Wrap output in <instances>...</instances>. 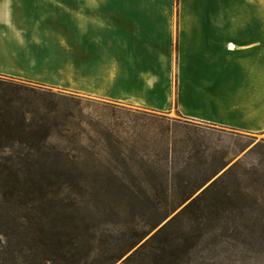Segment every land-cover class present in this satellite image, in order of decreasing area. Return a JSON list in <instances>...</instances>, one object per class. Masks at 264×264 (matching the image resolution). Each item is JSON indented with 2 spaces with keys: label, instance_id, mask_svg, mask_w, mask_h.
Segmentation results:
<instances>
[{
  "label": "rangeland",
  "instance_id": "374dc122",
  "mask_svg": "<svg viewBox=\"0 0 264 264\" xmlns=\"http://www.w3.org/2000/svg\"><path fill=\"white\" fill-rule=\"evenodd\" d=\"M225 2L233 9L232 1ZM78 4L18 2L16 29L2 25L0 34V77L79 102L69 104L71 130L51 139L71 172L59 176L57 188L49 186L61 204L85 218L88 233L74 244L73 264H264V133H238L188 118L176 79L168 97H122V85L140 89L144 82L132 70V81L123 84L120 65L112 67L122 57L133 61L120 29L105 41L103 30L100 36L93 33L98 40L90 43L88 33L78 37ZM89 4L82 3V9ZM108 4L110 12L138 18L136 64L152 62L158 42H169L171 3ZM172 10L179 24L180 0L173 1ZM84 69L91 71L89 81ZM4 244L0 236V253ZM53 248L46 250L48 260L71 264L61 248L55 257Z\"/></svg>",
  "mask_w": 264,
  "mask_h": 264
},
{
  "label": "crops",
  "instance_id": "0c3cea01",
  "mask_svg": "<svg viewBox=\"0 0 264 264\" xmlns=\"http://www.w3.org/2000/svg\"><path fill=\"white\" fill-rule=\"evenodd\" d=\"M24 1L0 0V34L2 25L9 31L16 29L13 17L21 8L18 2ZM77 1L74 29L78 37L88 33L90 43L98 40L91 37L93 33L100 36L103 30L105 41L120 29L122 46L133 61L122 57L112 67L120 65L123 84L132 81V70L144 82L140 89L122 85V97H168L176 79V92L188 118L238 133H264V0H228L233 9L226 8V0H180L179 24L172 10L174 0H160L171 3V11L165 10L169 42L155 44L157 53L145 65L136 64L138 46L133 35L139 37L138 18L131 21L127 15L110 12V0H85L90 3L87 10L82 9L85 1ZM90 72L83 70L88 81Z\"/></svg>",
  "mask_w": 264,
  "mask_h": 264
},
{
  "label": "trees",
  "instance_id": "16d2710c",
  "mask_svg": "<svg viewBox=\"0 0 264 264\" xmlns=\"http://www.w3.org/2000/svg\"><path fill=\"white\" fill-rule=\"evenodd\" d=\"M70 103L79 102L0 77V161H5L0 163V236L5 239L0 264H55V259L46 257L50 247H54L55 257L61 248L60 254L67 255L73 264L74 244L81 233H88L82 212L66 208L57 200L59 194L49 191V186L57 188L59 176L71 172L62 160L64 152L51 142L54 136L71 130L74 114ZM167 218L163 217L162 222ZM68 239L72 240L71 248Z\"/></svg>",
  "mask_w": 264,
  "mask_h": 264
}]
</instances>
